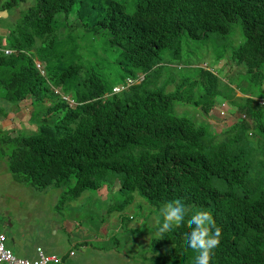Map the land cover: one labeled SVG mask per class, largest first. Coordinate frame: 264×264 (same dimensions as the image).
Masks as SVG:
<instances>
[{"label":"trees","instance_id":"obj_1","mask_svg":"<svg viewBox=\"0 0 264 264\" xmlns=\"http://www.w3.org/2000/svg\"><path fill=\"white\" fill-rule=\"evenodd\" d=\"M17 1L26 6L0 39V88L9 109L18 111L29 99L36 130L0 131V158L12 179L58 189L60 206L111 180H118L124 196L114 211L129 205L134 192L155 208L179 198L194 206L190 212L211 210L222 228L211 264H264V104L252 98L264 91L237 98L232 89L234 100L240 99L238 117L219 135L215 126L174 113V102L181 101L207 114L219 92L216 73L190 62L174 91L166 92L168 81L159 85L161 50L172 49L177 57L182 35L224 37L239 20L244 40L231 60L260 86L264 0H137L132 10L122 0ZM73 11L85 32L108 35L123 70L120 85L104 84L94 69L84 75L76 48L58 42L57 16ZM127 78L139 82L113 93ZM254 134L258 138L251 140ZM188 227L185 222L164 237L154 229L149 249L155 264H194Z\"/></svg>","mask_w":264,"mask_h":264},{"label":"rangeland","instance_id":"obj_2","mask_svg":"<svg viewBox=\"0 0 264 264\" xmlns=\"http://www.w3.org/2000/svg\"><path fill=\"white\" fill-rule=\"evenodd\" d=\"M122 1L125 2L130 10H132L134 8V2L137 0ZM12 2H10L12 5L8 6V17L1 21V24L4 23L5 26L8 25V29H12L18 21L17 13H15L16 7L21 9L26 6V3L22 1L12 0ZM2 5L5 6L4 3H2ZM76 15L75 11L67 17H65L64 14H58L56 19V35L58 37V42L63 44L65 48L70 49L73 46L76 48L75 55H80V62H84L85 64L83 70L84 75L87 71L94 69L101 77L104 84L120 85L123 70L119 64L118 51L108 43V35L104 32H85V30L76 23ZM243 40L244 36L241 23L239 20H236L231 24L229 33L224 37L211 35L207 39L193 40L182 35L180 38V51L177 57L176 55L172 56V49L161 50L165 71L159 78V85L168 81V84L165 87L166 92L175 90L176 84L189 69V67L186 66V63L190 62L194 64H192L193 66L199 65L208 68L216 73L220 80L219 92L215 97V104L207 114H204L191 104L175 101L174 113L176 115L192 119L197 125L211 127L213 129L215 128L211 121L222 120V122H220L221 124H219L220 126H215L217 129H215V131L219 132V135H222V129H229L228 127L231 125V121L234 120V116H238L236 106L240 103V99L234 100L232 89L238 88L242 93L248 91H264V81L259 86V84L255 83V78L247 74L245 71L246 68L243 64L238 65L231 60L232 49L239 46ZM261 70L264 72V66ZM172 75L175 77L174 82ZM132 80L134 81L133 84L139 82L137 79ZM56 90L59 91L58 88H56ZM0 97L2 98H0V120L3 117V129H14L23 134L35 132L36 123L30 116L32 108L29 99L20 104L18 111L15 108L14 111L8 108L9 103L4 100L1 88ZM221 103H224L225 106L222 107ZM10 106L13 105L10 104ZM221 111L224 112L222 115H220ZM250 138L251 140H256L258 135L254 134ZM2 165L4 170L8 171L6 159L0 158V167ZM259 170V174L264 175V165L263 167H260ZM8 174H10L9 171ZM118 184V180H111L108 183H104L100 189L96 191L88 190L83 192L78 199L73 202L75 207L81 208V210L78 211L80 212L78 217L82 219L84 226H99L101 220H104L103 217H105V212L109 206L113 207V205H119L123 202L124 196L119 192ZM99 190L102 192L107 190L109 195L106 199L102 200L93 198ZM81 205H83V207H81ZM164 206L160 208L152 207L142 196L137 192H134L133 200L123 209V214H125L126 219L122 225L124 227L128 226V224L139 225L141 232L137 234L140 237L148 236L145 231L149 230H151L150 235L156 237L157 234L154 232V228L158 227L159 222L163 219ZM186 209L187 215H189L192 213L190 211L194 209V206H186ZM68 211L69 210H67V213L70 212ZM129 216H131L130 219L127 218ZM142 229H144L143 233ZM137 234H133V237H130L131 242L134 241ZM113 238L121 241L122 233H114ZM127 239L128 238L125 239L126 242ZM6 247H8V243H6ZM145 247V244H142V242L139 241L134 243L132 250L133 252L144 254Z\"/></svg>","mask_w":264,"mask_h":264},{"label":"crops","instance_id":"obj_3","mask_svg":"<svg viewBox=\"0 0 264 264\" xmlns=\"http://www.w3.org/2000/svg\"><path fill=\"white\" fill-rule=\"evenodd\" d=\"M8 1L12 2L0 0L2 40L6 39L10 31L8 25L1 24V21L8 17ZM19 11V7H16L17 19ZM233 89L237 98L251 96L241 93L238 88ZM252 98L260 103L264 97ZM236 117L238 116H234L231 124ZM211 122L213 126H220L222 120ZM3 123L2 117L0 131L5 130ZM108 195L107 190H99L93 198L103 200ZM59 196L60 191L56 188L35 189L17 183L8 171L4 170L3 165L0 167V231L5 233L8 248L16 256L32 260L37 256V252L42 250L47 254L58 255L61 258L59 264H155L154 261L152 263L153 256L149 249L151 230L145 231L148 236L140 237L137 234L141 232L139 225L128 224L124 227L122 224L126 216L123 210L114 211L109 206L99 226H84L82 219L78 217L81 208L73 205L78 198L60 206ZM67 210L70 212L67 213ZM127 218L130 219L131 216ZM143 231L144 229L142 233ZM114 233H122L121 241L113 238ZM133 234L137 236L131 242L130 237H133ZM139 241L146 246L144 254L132 250L134 243Z\"/></svg>","mask_w":264,"mask_h":264},{"label":"clouds","instance_id":"obj_4","mask_svg":"<svg viewBox=\"0 0 264 264\" xmlns=\"http://www.w3.org/2000/svg\"><path fill=\"white\" fill-rule=\"evenodd\" d=\"M187 223L186 247L195 250L194 264H211L215 249L222 239V228L217 224L211 210L198 208L187 215V209L179 198L167 202L163 209V219L157 233L164 237Z\"/></svg>","mask_w":264,"mask_h":264},{"label":"built area","instance_id":"obj_5","mask_svg":"<svg viewBox=\"0 0 264 264\" xmlns=\"http://www.w3.org/2000/svg\"><path fill=\"white\" fill-rule=\"evenodd\" d=\"M5 54H10V49H4ZM37 68L43 73V67L42 65L36 61ZM143 78L142 75H140L139 80ZM133 80L130 78L126 79V84L122 86H114L112 91L113 93H117L122 91L123 89L127 88L131 84H133ZM66 99H68L66 97ZM261 104H264V98L260 101ZM221 106L224 107L225 104L221 103ZM221 115L224 113L223 111L220 112ZM6 235L5 233L0 231V264H59L61 262V258L58 255L55 254H47L42 250H39L37 252V256L30 260L27 258H22L16 256L8 247H6Z\"/></svg>","mask_w":264,"mask_h":264}]
</instances>
